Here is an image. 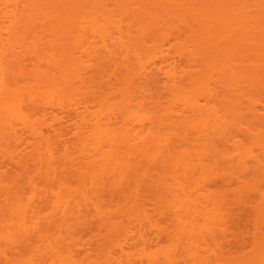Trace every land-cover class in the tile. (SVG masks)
Instances as JSON below:
<instances>
[{
	"label": "bare ground",
	"instance_id": "bare-ground-1",
	"mask_svg": "<svg viewBox=\"0 0 264 264\" xmlns=\"http://www.w3.org/2000/svg\"><path fill=\"white\" fill-rule=\"evenodd\" d=\"M0 264H264V0H0Z\"/></svg>",
	"mask_w": 264,
	"mask_h": 264
},
{
	"label": "rangeland",
	"instance_id": "rangeland-1",
	"mask_svg": "<svg viewBox=\"0 0 264 264\" xmlns=\"http://www.w3.org/2000/svg\"><path fill=\"white\" fill-rule=\"evenodd\" d=\"M245 214H246V216H245ZM245 214L243 215L244 217L242 216L243 219H241V221H240V228L242 227V229H244L245 225L247 224L246 221H245V220H246L245 218H247V219L249 218L248 216H250V212L248 211V212H246ZM251 214H252V213H251ZM247 215H248V216H247ZM243 221H244L246 224H244ZM241 222H242V223H241ZM243 224H244V225H243Z\"/></svg>",
	"mask_w": 264,
	"mask_h": 264
}]
</instances>
